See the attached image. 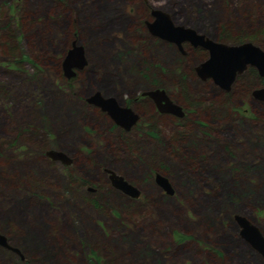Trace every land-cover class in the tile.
Masks as SVG:
<instances>
[{
    "label": "rangeland",
    "instance_id": "1",
    "mask_svg": "<svg viewBox=\"0 0 264 264\" xmlns=\"http://www.w3.org/2000/svg\"><path fill=\"white\" fill-rule=\"evenodd\" d=\"M153 8L213 39L229 23L264 36V0H0V233L24 256L0 246V264H264L235 218L264 233V103L246 115L255 83L240 81L224 105L196 74L205 51L186 46L185 57L149 32ZM74 40L88 64L67 78ZM153 80L187 116L136 104L140 126L123 132L87 101L100 91L123 102ZM108 170L140 197L115 188Z\"/></svg>",
    "mask_w": 264,
    "mask_h": 264
},
{
    "label": "water",
    "instance_id": "2",
    "mask_svg": "<svg viewBox=\"0 0 264 264\" xmlns=\"http://www.w3.org/2000/svg\"><path fill=\"white\" fill-rule=\"evenodd\" d=\"M151 15L153 19L147 21L146 24L152 35L175 44L182 52H185L184 44L187 42L209 51V57L195 66V71L200 79L210 78L221 88L230 90L237 76L242 74L249 65L255 66L259 74L264 76V49L254 42L245 41L239 44H230L217 41L194 27L176 23L172 15L162 8L151 9ZM87 64L85 47L74 42L63 61L64 74L67 78H72L77 75L78 70L84 69ZM254 94L257 98L264 100V87L256 89ZM143 95L150 96L162 113H171L178 117H184L186 114L183 107L170 98L166 89H151L143 92ZM87 100L107 112L118 125L126 130L131 129L139 120V115L131 107L120 105L113 96L107 97L97 91ZM46 155L66 164L71 162L68 155L60 150H48ZM108 172L115 188L133 198L140 197L141 191L137 186L113 170H108ZM156 182L167 193L174 192L168 177L157 173ZM235 218L241 227L242 238L264 257V233L246 216L236 215ZM0 246L18 253L24 258L21 251L11 246L7 237L2 233H0Z\"/></svg>",
    "mask_w": 264,
    "mask_h": 264
},
{
    "label": "flooded vegetation",
    "instance_id": "3",
    "mask_svg": "<svg viewBox=\"0 0 264 264\" xmlns=\"http://www.w3.org/2000/svg\"><path fill=\"white\" fill-rule=\"evenodd\" d=\"M152 19H153V17H152ZM209 36V35H208ZM211 37V36H210ZM212 38V37H211ZM215 40H217V39H215ZM217 41H219V40H217ZM245 41H252V40H245ZM245 41H242V42H245ZM74 42H77L76 40H74L73 41V43H72V46H73V44H74ZM221 42H224V41H221ZM242 42H238V43H230V44H239V43H242ZM252 42H254V41H252ZM226 43H228V42H226ZM255 43V42H254ZM77 44H78V42H77ZM173 44V43H172ZM255 44H257V43H255ZM175 45V44H174ZM258 45V44H257ZM186 46H189V47H191L192 49H199V50H202V51H205V53H206V57H205V59L204 60H206L208 57H209V51L208 50H206L205 48H203V47H201V46H198V47H195V46H193V45H191L190 43H185L184 44V48L186 47ZM261 47V46H260ZM264 49V48H263ZM68 53V52H67ZM181 55H183V56H187L188 55V51L185 49V52H182L181 51ZM203 60V61H204ZM202 62V61H201ZM199 64V63H198ZM78 71H80V70H78ZM77 74H78V72H77ZM197 74V73H196ZM198 76V75H197ZM199 77V76H198ZM161 80V79H160ZM204 81H206V82H208V83H211V85H214V86H216L218 89H219V91H220V95L223 97L222 99H224L222 102H223V104L225 105V102L226 103H232V102H234L235 101V96H234V94H235V92H234V88H235V86H236V84L237 83H239L240 81H242L245 85H247V84H254V87L251 89V90H249V92L247 93L248 94V96L250 97V101H251V103H252V108H249V109H244V113L246 114V115H250V116H255L254 115V113L253 112H257L256 110H255V107L253 106V105H255V104H257L258 105V103H264V100H261V99H259V98H257V96H255V94H254V91L256 90V89H259V88H262V87H264V76H261L260 74H259V71H258V69L255 67V66H252V65H249L248 66V68L242 73V74H240V75H238L237 76V78H236V80H235V82L232 84V87H231V89L230 90H225V89H223V88H221L220 86H218L215 82H214V80H212V79H207V80H204ZM153 83H152V87L150 88V89H147V90H144V91H138V92H135V93H133L132 95H130L129 97H128V99H126V100H123V102H119V104L120 105H122V106H128V107H131L132 109H133V111H135V113H137L138 115H139V120H138V122L135 124V125H133L132 127H131V129H133V128H137V127H139L140 126V121H141V119H142V116H141V114H139L136 110H135V108H134V105H136V104H138V105H140V106H143L144 108H146V109H148V110H152V112H153V114L155 113V116H157V115H170V116H172V117H178V116H176V115H174V114H171V113H162V112H160L159 111V109H158V107H157V105H156V103H155V101L150 97V96H148V95H143V92H145V91H148V90H151V89H156V88H162V89H166V88H164V87H162V86H160V85H158V83H159V81H158V83H155V80H153L152 81ZM250 82V83H249ZM250 84V85H251ZM166 91H167V89H166ZM95 93V92H94ZM94 93H92V94H94ZM167 93H168V95L170 96V98L176 103V101L171 97V95H170V93L167 91ZM91 94V95H92ZM116 98V97H115ZM225 98H227V99H225ZM117 99V98H116ZM236 99H237V97H236ZM118 100V99H117ZM88 101V100H87ZM183 109H184V111H185V116H187V111H186V109L183 107ZM102 110V109H101ZM103 111V110H102ZM105 112V111H104ZM245 115V116H246ZM153 117V119H155L156 117ZM250 116H247V117H249V118H251ZM109 117H110V119L113 121V123L115 124V126L116 127H118V128H120V129H123V132H128V131H130L131 129H129V130H126L124 127H122V126H120V125H118L116 122H115V120L109 115ZM180 118V117H179ZM152 136V135H151Z\"/></svg>",
    "mask_w": 264,
    "mask_h": 264
},
{
    "label": "trees",
    "instance_id": "4",
    "mask_svg": "<svg viewBox=\"0 0 264 264\" xmlns=\"http://www.w3.org/2000/svg\"><path fill=\"white\" fill-rule=\"evenodd\" d=\"M238 16L239 17L241 16V13L240 12H238ZM244 19L252 20L253 17L251 16V14L250 15H245L244 16ZM198 31L201 32V33H204L201 30H198ZM247 31H248V27L245 26V28H242L240 30V32H238L237 34H235V33H233L232 26L229 23V25H227V26L224 27L222 33L218 37V40L219 41L228 42V43H238V42H242V41H245V40H252V41H254L255 43H257L259 45H264L263 44L264 43V36H261V34H250V32H247ZM194 50H196V49H194ZM22 61H23V59L20 60V62H22ZM174 71L175 70H173V72H171V74H173V75H171L172 76L171 79H174L175 80L174 83H172V84L176 85L179 88L178 90L181 93H184L187 96H191V94L189 92L190 90H189V84L187 83V79L184 78L183 76H179ZM158 85H160L162 87H166L165 83L162 82V81H160L158 83ZM222 106H221V108H222ZM151 133H152V136L153 137H157L158 136V134L153 133L152 131H151ZM177 134H178V137H179L180 135H184L185 133L182 132V131H179V133H177Z\"/></svg>",
    "mask_w": 264,
    "mask_h": 264
}]
</instances>
